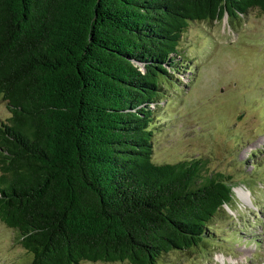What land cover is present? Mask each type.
Wrapping results in <instances>:
<instances>
[{
  "label": "trees",
  "instance_id": "16d2710c",
  "mask_svg": "<svg viewBox=\"0 0 264 264\" xmlns=\"http://www.w3.org/2000/svg\"><path fill=\"white\" fill-rule=\"evenodd\" d=\"M264 0H0V223L26 264H155L232 197L201 160L152 163L153 108L189 22Z\"/></svg>",
  "mask_w": 264,
  "mask_h": 264
},
{
  "label": "rangeland",
  "instance_id": "374dc122",
  "mask_svg": "<svg viewBox=\"0 0 264 264\" xmlns=\"http://www.w3.org/2000/svg\"><path fill=\"white\" fill-rule=\"evenodd\" d=\"M176 50L179 81L163 83L153 108L150 160H201L204 172L229 178L232 197L207 223L208 238L155 264H264V13L250 9L232 25L224 16L189 22ZM8 116L0 99V122ZM28 260L0 223V264Z\"/></svg>",
  "mask_w": 264,
  "mask_h": 264
},
{
  "label": "bare ground",
  "instance_id": "6f19581e",
  "mask_svg": "<svg viewBox=\"0 0 264 264\" xmlns=\"http://www.w3.org/2000/svg\"><path fill=\"white\" fill-rule=\"evenodd\" d=\"M237 193L243 195L242 190H237ZM244 194H245V193H244ZM242 195H241V196H242Z\"/></svg>",
  "mask_w": 264,
  "mask_h": 264
}]
</instances>
